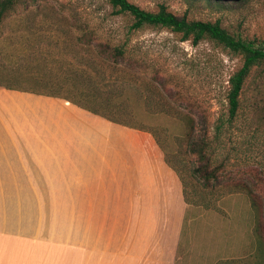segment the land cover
Returning <instances> with one entry per match:
<instances>
[{
	"label": "rangeland",
	"instance_id": "obj_1",
	"mask_svg": "<svg viewBox=\"0 0 264 264\" xmlns=\"http://www.w3.org/2000/svg\"><path fill=\"white\" fill-rule=\"evenodd\" d=\"M13 1L17 13L0 23V69L37 73L80 102L146 129L196 210L183 264H264V66L251 71L230 120L229 80L243 60L223 46L207 38L194 44L162 27L130 31L134 17L116 13L110 0ZM128 1L264 39V0ZM115 48L125 56L101 55ZM82 92L97 101L78 97ZM107 98L110 108L102 104Z\"/></svg>",
	"mask_w": 264,
	"mask_h": 264
},
{
	"label": "crops",
	"instance_id": "obj_2",
	"mask_svg": "<svg viewBox=\"0 0 264 264\" xmlns=\"http://www.w3.org/2000/svg\"><path fill=\"white\" fill-rule=\"evenodd\" d=\"M195 212L150 134L0 87V264H183Z\"/></svg>",
	"mask_w": 264,
	"mask_h": 264
},
{
	"label": "trees",
	"instance_id": "obj_3",
	"mask_svg": "<svg viewBox=\"0 0 264 264\" xmlns=\"http://www.w3.org/2000/svg\"><path fill=\"white\" fill-rule=\"evenodd\" d=\"M111 4L119 14H130L134 17V23L130 28V31L140 30L147 26L162 27L169 29L177 34L183 36V40H192L194 44L200 43L204 39H209L232 53L241 56L243 62L242 66L231 76L229 80V90L227 94L228 100V114L229 119L233 120L237 117L240 109V97L244 89V85L251 71L256 67L264 66V39L262 41H249L242 38L231 35L226 29H224L219 21L204 22V21H189L185 17H178L175 14L169 12L165 6H161L157 12L146 11L139 6L129 2L128 0H110ZM13 0H0V23H2L8 14L13 12L17 13ZM110 60L116 61L119 58L125 56V51L122 48H115L113 53L104 55ZM77 76L79 73H84L83 70L75 71ZM78 78V77H77ZM79 78H83L82 74ZM0 87L9 90H15L25 93H31L36 95H44L49 97H57L66 99L77 106L92 112L93 114L104 117L105 119L136 130L146 131V129L140 127L136 122L129 121L124 115L120 117L111 116L109 114L102 113L98 107L88 106V104L82 103L71 94L65 93L63 87L57 89L55 85L48 81H42L41 77L37 73H22L20 70L0 69ZM89 81V79H86ZM71 92V91H66ZM90 97V101H97L96 94H88L82 92L78 97ZM111 101L107 98L105 103H102L106 108L111 107ZM120 111H125L119 107ZM130 117V116H129ZM194 130V127L192 126ZM149 132V131H148ZM150 133V132H149ZM193 133L191 132L190 135ZM254 233L257 236L256 227H254ZM258 249L263 246L261 238H258Z\"/></svg>",
	"mask_w": 264,
	"mask_h": 264
}]
</instances>
